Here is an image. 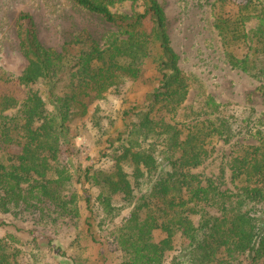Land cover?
<instances>
[{"label": "trees", "instance_id": "16d2710c", "mask_svg": "<svg viewBox=\"0 0 264 264\" xmlns=\"http://www.w3.org/2000/svg\"><path fill=\"white\" fill-rule=\"evenodd\" d=\"M72 1L119 35L102 47L82 30L55 51L42 45L33 25H19L28 66L18 82L29 87L42 81L46 93L34 92L22 102L0 96V139L22 149L18 156L0 154V212L56 215L53 221L77 216L76 196L66 194L72 175L61 156L68 124L86 117L89 106L110 90L150 71L159 81L150 109L135 115L115 170L95 179L108 216L116 210V195L131 209L115 237L122 264H165L178 235L182 251L171 264H264V139L233 151L228 163L233 188L223 187L224 168L221 176L198 173L213 157L216 136L227 143L238 136L236 118L222 113L197 78L180 68L158 0ZM127 1L142 3L143 11H112ZM212 10L228 63L264 78V29L250 33L247 28L253 18L264 26V4L216 0ZM24 21L32 19L23 14L19 23ZM191 89L197 105L184 106ZM181 109L189 115L177 121ZM18 246L14 235L0 237V264H21Z\"/></svg>", "mask_w": 264, "mask_h": 264}, {"label": "rangeland", "instance_id": "374dc122", "mask_svg": "<svg viewBox=\"0 0 264 264\" xmlns=\"http://www.w3.org/2000/svg\"><path fill=\"white\" fill-rule=\"evenodd\" d=\"M216 0H158L163 7L172 47L178 54L180 68L203 85L206 96L222 106V113L234 116L238 136L230 143L216 136L212 140L213 157L198 173L221 176L223 187L233 188L229 160L238 147L258 146L264 139V78H257L232 67L215 28L212 6ZM264 4V0H259ZM233 7V5H232ZM231 7V8H232ZM142 3L127 1L115 5L120 14L142 12ZM233 11V9H231ZM32 19L19 23L21 15ZM19 25L34 26L46 48L61 51L82 30H88L102 47L119 35V30L98 15L89 13L72 0H0V96L8 95L24 101L34 92L45 94L42 81L25 87L18 82L28 66L19 46ZM250 33L264 29L259 18L247 23ZM159 86L157 76L148 71L141 79L110 90L89 106L86 117L68 124L66 141L61 144L62 160L72 175L67 195L75 194L77 216L41 218L38 212H0V237L14 235L22 251L21 264H122L123 254L116 233L130 215L122 196L112 197L116 208L112 216L98 199L99 174L112 173L116 159L123 152V139L138 118L150 109L151 96ZM196 91L191 89L184 106H196ZM9 111L6 115H15ZM182 109L177 121L187 119ZM21 147L7 145L0 139L3 158L18 156ZM90 200V203L87 201ZM158 239H161L159 237ZM182 239H174V248L165 255L171 264L181 254Z\"/></svg>", "mask_w": 264, "mask_h": 264}]
</instances>
